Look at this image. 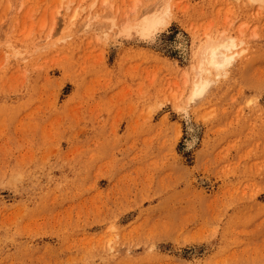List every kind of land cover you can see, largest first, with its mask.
<instances>
[{
	"label": "rangeland",
	"instance_id": "rangeland-1",
	"mask_svg": "<svg viewBox=\"0 0 264 264\" xmlns=\"http://www.w3.org/2000/svg\"><path fill=\"white\" fill-rule=\"evenodd\" d=\"M0 264H264V0H0Z\"/></svg>",
	"mask_w": 264,
	"mask_h": 264
},
{
	"label": "bare ground",
	"instance_id": "bare-ground-1",
	"mask_svg": "<svg viewBox=\"0 0 264 264\" xmlns=\"http://www.w3.org/2000/svg\"><path fill=\"white\" fill-rule=\"evenodd\" d=\"M161 5L162 4L160 1L158 3L155 2L147 7L146 10L148 11V17L152 21H157L159 23L165 21V14L160 15L159 13ZM165 12L166 10L164 13ZM95 15L92 16L94 17ZM148 23L150 24V22ZM237 45L238 43L234 38L222 36L217 38H208L203 42V44L200 45L197 52L198 60L195 67V81L193 83L192 96L197 97L203 93L207 85V75L210 73H216L220 75V73L236 59V56L240 53L239 51L235 50Z\"/></svg>",
	"mask_w": 264,
	"mask_h": 264
}]
</instances>
